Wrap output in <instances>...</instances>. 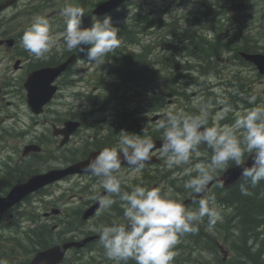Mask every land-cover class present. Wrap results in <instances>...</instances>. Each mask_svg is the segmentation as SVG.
I'll return each instance as SVG.
<instances>
[{"label":"clouds","instance_id":"1","mask_svg":"<svg viewBox=\"0 0 264 264\" xmlns=\"http://www.w3.org/2000/svg\"><path fill=\"white\" fill-rule=\"evenodd\" d=\"M61 15L66 17V29L63 33V45L68 51L77 50L84 53L90 64L103 63V57L120 44L119 28L114 26L111 18L105 16L96 19L87 28L81 27L83 10L80 7L66 6ZM21 45L31 55L42 57L50 51L52 37L50 25L46 18L36 17L32 25L21 37ZM84 46H87L86 48ZM256 97L249 98L253 103ZM226 108L225 111H230ZM208 112L201 108L200 115L188 116L182 111L169 112L167 120L160 121L158 127L163 129V143L160 153L166 157L169 168L187 164L192 154L197 155L201 143L212 150L208 163L185 169L189 175L184 187L195 193L204 191L212 180V173L227 166L229 161L237 165L242 163L244 151L253 153L251 166L244 167L241 175L250 178L256 185L264 180V107H255L235 121L233 127H206ZM235 129L243 130V139L237 137ZM117 147L105 148L85 166L83 171L101 177L103 189L110 194L119 195L123 202V218L127 224L113 223L100 225L95 229L99 234V244L105 256L115 264H171L176 255L172 251L184 233H195L198 227L194 223L203 217H209V227L222 219L220 213L209 206V200H199L198 211H189L181 203L162 195L159 188L148 189L137 185L131 192L121 193V180L114 175L122 163L141 171L150 161V153L155 148L151 137L129 133L121 130ZM242 144L246 148H242ZM100 207L109 210L115 200L97 197ZM214 199V198H213ZM6 264V261H0Z\"/></svg>","mask_w":264,"mask_h":264},{"label":"flooded vegetation","instance_id":"2","mask_svg":"<svg viewBox=\"0 0 264 264\" xmlns=\"http://www.w3.org/2000/svg\"><path fill=\"white\" fill-rule=\"evenodd\" d=\"M226 39H232V36L228 35L226 36ZM219 46L223 47L224 50H219V52L214 51L215 55L213 56L214 59L218 62L219 68H221L222 71H225V76H228L232 72V46L231 43L227 41L225 43H219ZM224 52L227 55L226 57H223L222 53ZM208 59H210V57ZM206 62L207 60L200 59L199 65H205ZM183 67L184 69L187 68L186 65H184ZM22 69H25V77L26 74H28L31 70L30 66L25 65L22 66ZM180 69L184 70L182 68ZM243 69L245 70V68ZM67 75H69V70L68 73L64 74L62 79L64 77L66 79ZM235 79L236 81H228L229 87L224 90V94H221L220 97L212 96L210 97V99L204 98L200 101V104H203L201 108H205L208 112V122L207 125H205L206 127H212L215 125L223 128L225 126H228V124L222 123L223 116H219L217 114V111L220 113L232 112V110L225 111L226 108H230L228 106L229 98L227 92L230 89L237 90L240 88V86H244V84L246 83V80L244 79H237V77H235ZM71 82H74L75 84L77 83V81H73L72 79L67 80V83ZM251 96L254 95L251 94ZM7 105L10 106L12 105V103H7ZM152 105V99L146 98L142 103H134V109L132 113L107 112L99 115L100 118L96 122H94L92 119H90L89 121L87 120L92 114H89L87 116H74L73 114H67L66 117H63V119L57 121L49 120L47 122L45 120L46 127H48V125L61 127L66 119L71 121H80L85 127L89 128L88 131H90L91 134L87 135V137L85 138L71 137L66 146L58 148L57 142L61 140V137H53V142L55 145L49 144V152L43 155V157L39 156V154L36 153H30L25 157H29L30 163H35L36 160L38 164L36 171L41 172L43 170L50 169L51 167H56L58 165V160L62 162L61 166H70L78 161L85 159L89 153L98 151L105 147H117L121 135V130L127 131L129 133L139 134L142 138L144 136H148L151 138L154 137L159 140H163V130L156 128V124L153 123L152 117L150 118L148 115V111L152 110ZM250 105L251 104L249 103V101L245 102L244 108L242 110V116L251 109ZM161 106L163 108L165 105L161 104ZM200 112L201 109L194 107L191 111V114L192 116L200 115ZM156 115L160 116L159 113H156ZM9 117L10 115L6 112L2 121L8 119ZM215 117H217L216 121ZM9 132L10 131L6 129L4 131L5 136H7ZM242 148H246V146L243 144ZM59 150L61 151V153L59 152ZM197 152L199 154L197 155L194 152L187 164H181L177 166L176 173L174 175V178L176 179V185H172L171 182V185L173 187H169L167 175L163 173V171L159 170V168L163 167L145 166L146 168H143L144 171L154 172V175H151V179L147 180L146 183H144L143 181V170L136 171L134 167H120V169L117 170L114 175L121 180V193L131 192L135 186L140 185L148 189L159 188L162 195L167 194L171 199H174L175 201L178 200L177 202H179L180 200L181 202H184L186 199L191 198L190 190L184 187L185 182L190 179L189 175L184 174L185 169L192 168L193 171L191 175L195 176L196 172L194 166L198 163H208L211 159L212 150L208 148L206 144L201 143L197 148ZM246 153L249 152L244 151V154ZM1 154L4 156L0 157V183L4 188L0 190V194L4 195L7 193L9 187H11L15 183L25 181L34 171L33 169H30L26 173V167L30 165V163H26V159H24V157L20 158L21 154L17 148L7 146L3 147ZM158 155H160L162 166H167L166 157H163L160 152H158ZM232 163L233 161H229L226 167L231 166ZM221 169L215 170V173L213 172L212 176L215 177L219 175V170ZM146 175H150V173H147ZM101 179V177H96L91 174H76L65 178V200L67 198V203L65 201L67 208V237L71 239H81L86 236V233L88 232L98 233L97 231H95L96 228H89L88 225L94 222L95 225L99 227L100 225H103L105 217L101 216L99 218H92L91 220L84 222L81 220V216L82 213L85 212V210H87L90 206L93 205L94 202L97 201V197L101 193V196L103 197L108 196L114 199L115 203L109 210H103L98 202L99 211L96 213H108L106 217V223L108 225H111L113 223L127 224V221L123 218V208L121 207L123 202L120 200L119 195L107 193L101 185ZM45 190L46 189H44L43 191L46 192ZM192 205L193 204L188 205V207ZM19 208L20 205L11 209L3 216H0V218L4 219L6 217L9 219V221L7 222V226L17 225L18 218L15 216L17 213H19ZM48 208L50 209L51 207ZM45 211L47 212L48 210L46 209ZM74 213L76 214V219L77 214L80 213L79 219L82 221L81 224H75L76 227L74 226V223L76 221V219H74ZM96 221H98L99 223ZM183 240V235H180L179 242L174 246V248L183 249ZM174 248L172 250H174Z\"/></svg>","mask_w":264,"mask_h":264},{"label":"trees","instance_id":"3","mask_svg":"<svg viewBox=\"0 0 264 264\" xmlns=\"http://www.w3.org/2000/svg\"><path fill=\"white\" fill-rule=\"evenodd\" d=\"M142 18L146 20L144 17H141L140 19L142 20ZM169 26L170 29L175 28L172 35L173 39H170L168 42V46L170 47V44H174L176 42L180 31L177 27L176 20H174ZM136 30L137 27L134 28V31ZM123 31L127 33L129 40L133 38V29L128 28L123 29ZM186 34L187 35L185 37L190 40H194V36L189 35V32ZM199 51L208 61V57H206L203 53L202 47H199ZM118 61L119 66H121L118 68L121 77L135 74L138 79H145L147 71L140 70L136 72H129L125 69L126 63L130 64L133 62L135 65H140V62H142L143 65L144 63L146 64L145 54L128 55L126 58L120 56ZM168 64L169 67H176L171 61H169ZM202 67H204V65H202L201 68ZM172 75L173 73H170L169 77ZM174 78L175 77L172 76L173 80ZM117 91L120 93L119 90ZM118 92H116L117 95ZM221 204L231 207L232 212L227 214L224 213L223 220H220L221 223L216 222L217 224L212 226L214 230L212 229L213 232L210 234L208 230H210L211 227H209L208 216H205L202 221H198L202 225L194 222L198 227V231L195 233H188L186 241L193 244V246L197 248L199 252L198 254H201L203 250L211 251L214 247V240H219V238L222 237L225 239L224 235L232 230L233 234L237 236L236 240H234L237 243H234V246L239 248L240 257H242V259H248L252 262V264H264V260L262 259V256L264 255V180H261L256 185H253L250 178L245 177L241 179L236 185L225 191V194L221 198ZM204 228L206 229V232ZM51 236L52 233L41 229L40 235H37L38 246L40 248H47L52 245L56 239ZM196 261L202 264H209L206 262L203 263L200 256L197 257ZM233 264L242 263L234 262Z\"/></svg>","mask_w":264,"mask_h":264},{"label":"rangeland","instance_id":"4","mask_svg":"<svg viewBox=\"0 0 264 264\" xmlns=\"http://www.w3.org/2000/svg\"><path fill=\"white\" fill-rule=\"evenodd\" d=\"M85 1H87L88 3H91L92 5V4H95L98 0H85ZM213 1H218V0H213ZM183 2H186L184 7L179 8L178 6ZM194 2H195L194 7L197 8L200 4L199 3L200 0H194ZM220 2L222 3V5H225V6L229 5V6L238 7L236 11L229 13L230 17L231 16L237 17V20L242 21L244 24L247 23L249 30L255 36L258 35L259 36L258 38H260V36H263L264 38V0H220ZM31 3L33 4L31 5V4L26 3L24 7L21 6L17 10H12L13 13L15 12L23 13V16L19 18L17 22L19 27L26 28L28 26H31L36 17L46 18L50 25V35L52 37V44H51V48L49 52H53V51L61 52L64 47L63 40H62L63 33L56 32L57 23L59 19H62L63 21L66 20V17L61 15V12L64 7L69 6V5H74L76 3L75 0H50L49 2H44L43 6H38L40 4V0H32ZM188 3H192V0H132V4L130 6L124 7L122 10H124L126 14H131L130 11L134 7H138V8L140 7L143 10H146V9L156 10L157 9L158 10L157 12L165 16V12L167 11V9L164 10V8L165 7L169 8L170 6H173V9H170L169 13L172 15H175L176 13L183 14V11H189L190 8L187 7ZM159 7H162V8H159ZM32 8L33 9L35 8L36 10H32ZM175 8L177 11L174 10ZM90 21H92L91 18L89 22ZM117 25L115 24L114 26H117ZM259 41L261 45H264V40L259 39ZM131 49H133L134 51H138V49L133 48V47H131ZM8 66L9 64H4L0 67V70H6ZM179 67L184 69L183 66H179ZM184 70H186V68ZM184 70L180 69V70L174 71L176 76L173 80V83L176 87L183 86V85L188 86L191 84V80L187 76H185V73H183ZM250 73L251 74H248V75H251L253 79L255 75L253 72H250ZM135 85L137 87L139 86L137 82H135ZM161 87L162 86L158 83L153 84L152 91L153 92L155 91L157 94L158 92L159 94L160 93H162L163 95L166 94L167 90H165L163 87L161 91L156 90L157 88H161ZM188 91H189V94H191L194 92V89L193 90L189 89ZM190 98H193V96L190 95ZM18 99L20 102H17V105L11 108V113L16 111L19 117H21L22 120H24L29 126H31V120L29 118L27 106L22 96H19ZM76 104L77 106H80L82 102H79L78 100ZM216 119L217 117H215V121ZM9 123H13V121L8 120L2 123V121L0 120V146L1 145L2 146L3 145L4 146H8V145L9 146H13V145L22 146L25 142H27L26 140L29 139L30 136H32V134L30 136H26V137H23L17 140H14L12 137L8 138L5 136L4 132L1 131V127H6L9 125ZM2 139L6 140L7 143L6 142L3 143L4 141ZM55 194L56 195L54 197L50 196V197L45 198V201L48 202L56 198L57 192H55ZM41 204H44V203H41ZM34 205L38 207L39 203H35ZM42 211H43V206L40 205L38 213H42ZM41 222L46 223L47 221L41 218ZM9 231L13 233V230L9 229ZM20 243L22 245H27L30 248H34V246L29 242L28 239L26 240L20 239ZM12 246L13 245L11 242H5V241L0 240V249H1L0 253H2V255L3 254L7 255L10 252L9 249ZM205 251L206 252L204 254V257L210 258V256L207 254V250ZM15 253L19 255L20 259H23L25 256H27L28 258L31 257L28 254H24V249H21V248H16ZM195 255H197V253H195ZM185 257L186 255L183 256V258L181 259L182 262L185 261Z\"/></svg>","mask_w":264,"mask_h":264},{"label":"water","instance_id":"5","mask_svg":"<svg viewBox=\"0 0 264 264\" xmlns=\"http://www.w3.org/2000/svg\"><path fill=\"white\" fill-rule=\"evenodd\" d=\"M124 0H111L102 6L98 7L95 10V13L101 14L106 11H109L113 7L117 6L119 3L123 2ZM253 60L257 66L261 68V72H264V66L261 65L263 59H251ZM67 65V63L60 65L56 69H53L49 71V74L52 75V78L56 75H58ZM47 71H42L40 73L33 74L31 78L29 79L28 83L25 85V88L28 92V102L30 106L32 107L33 111H36V108L38 106H42L46 101L50 99L52 96V89L48 88L49 82L46 80V76H44V73ZM51 79V78H50ZM44 97L41 103H39L40 97ZM247 159L243 164H240L234 168L229 169L218 181L222 184L223 187H229L231 185H234L242 176L241 171L244 167L251 166L252 159ZM79 171V169H73L69 172H75ZM82 171V170H81ZM67 171H58V172H51L43 176H34L31 181L27 182L24 185H18L14 186L8 196L6 198H0V213H4L6 210H8L11 206H13L15 203L20 201L22 198H24L27 194L31 193L32 191H35L38 188H41L45 186L46 184H49L55 179H58L60 177L65 176ZM211 183H209L204 191H202L199 196H201L209 187ZM70 245H64L62 247H53L48 250H45L43 252L37 253L35 258L30 262V264H56L60 261V258L62 257L64 251L69 247Z\"/></svg>","mask_w":264,"mask_h":264},{"label":"bare ground","instance_id":"6","mask_svg":"<svg viewBox=\"0 0 264 264\" xmlns=\"http://www.w3.org/2000/svg\"><path fill=\"white\" fill-rule=\"evenodd\" d=\"M176 70H180V67L178 66V67H176L175 69H174V71H176ZM173 71V72H174ZM215 173V172H214ZM264 260V259H263ZM200 264H202V263H200Z\"/></svg>","mask_w":264,"mask_h":264}]
</instances>
